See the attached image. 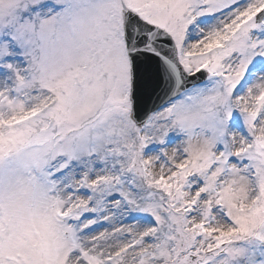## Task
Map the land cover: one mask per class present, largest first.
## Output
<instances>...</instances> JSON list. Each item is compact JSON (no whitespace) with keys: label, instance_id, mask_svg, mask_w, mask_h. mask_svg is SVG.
Masks as SVG:
<instances>
[{"label":"snow or ice","instance_id":"obj_1","mask_svg":"<svg viewBox=\"0 0 264 264\" xmlns=\"http://www.w3.org/2000/svg\"><path fill=\"white\" fill-rule=\"evenodd\" d=\"M0 264H264V0H0Z\"/></svg>","mask_w":264,"mask_h":264}]
</instances>
